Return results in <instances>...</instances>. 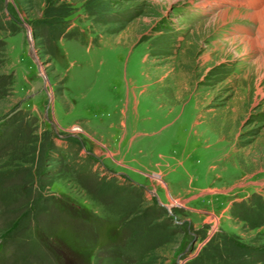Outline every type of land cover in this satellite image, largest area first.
<instances>
[{
  "label": "rangeland",
  "instance_id": "374dc122",
  "mask_svg": "<svg viewBox=\"0 0 264 264\" xmlns=\"http://www.w3.org/2000/svg\"><path fill=\"white\" fill-rule=\"evenodd\" d=\"M261 1L0 0V264H264Z\"/></svg>",
  "mask_w": 264,
  "mask_h": 264
},
{
  "label": "bare ground",
  "instance_id": "6f19581e",
  "mask_svg": "<svg viewBox=\"0 0 264 264\" xmlns=\"http://www.w3.org/2000/svg\"><path fill=\"white\" fill-rule=\"evenodd\" d=\"M250 18H253L254 20H258L260 21L262 24V26H260V29H259V34L261 36H264V8L261 9L260 11H257L255 12L254 14H252L251 16H249ZM244 40H246V42L252 46L256 45V44H261V43H264V40H261V39H256L254 40L253 38H245ZM246 44V43H245ZM263 46V45H262ZM249 47V46H248ZM256 47V46H255ZM254 47V48H255Z\"/></svg>",
  "mask_w": 264,
  "mask_h": 264
},
{
  "label": "water",
  "instance_id": "95a60500",
  "mask_svg": "<svg viewBox=\"0 0 264 264\" xmlns=\"http://www.w3.org/2000/svg\"><path fill=\"white\" fill-rule=\"evenodd\" d=\"M29 43H30V55H31L32 59L36 62L38 71L42 74V64L40 63V61H39V59L35 53L34 45H33L32 39L30 37V31H29Z\"/></svg>",
  "mask_w": 264,
  "mask_h": 264
}]
</instances>
